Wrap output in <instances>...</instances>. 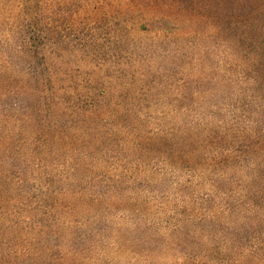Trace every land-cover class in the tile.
Wrapping results in <instances>:
<instances>
[{
  "label": "rangeland",
  "instance_id": "374dc122",
  "mask_svg": "<svg viewBox=\"0 0 264 264\" xmlns=\"http://www.w3.org/2000/svg\"><path fill=\"white\" fill-rule=\"evenodd\" d=\"M209 2L0 0L16 83L0 91V235L41 221L55 264H264V178L246 168L264 155L233 134L264 128V26L226 29ZM26 91L49 101L22 110Z\"/></svg>",
  "mask_w": 264,
  "mask_h": 264
},
{
  "label": "trees",
  "instance_id": "16d2710c",
  "mask_svg": "<svg viewBox=\"0 0 264 264\" xmlns=\"http://www.w3.org/2000/svg\"><path fill=\"white\" fill-rule=\"evenodd\" d=\"M210 12L212 11L213 17L216 18L217 21H220L225 26L226 29L227 25L230 27V18L232 19V23L237 20L238 23L247 22L249 20H254V23H251V25H248L249 29L251 30H258L259 23L264 26V21H259V16H264V0H210L208 6ZM245 25V24H243ZM43 35V34H42ZM44 36L47 37V34L44 33ZM42 36V38H44ZM21 50L26 51L27 54L33 59H39L40 51L37 48L29 47V48H21ZM47 67V66H45ZM49 68H47L48 70ZM30 76L33 84L39 85L40 75L41 72L37 67L31 66L30 67ZM8 79V78H7ZM46 82H52V78H45ZM10 80V79H9ZM8 80L4 78L3 76H0V91L3 89ZM10 85H15L13 80L9 81ZM33 86L34 91H38L39 88L37 86ZM32 88V86H31ZM45 88V87H44ZM20 94V93H19ZM21 95L25 96V99L22 103H24V106L21 107L22 110L30 109L32 112L34 111L35 103L39 102V104H45L49 99L46 96H39L38 100L36 98H28V96H31V94H28L26 92H22ZM58 98L62 100L64 103H67V95L62 94L60 97H54V100L58 102ZM57 99V100H56ZM21 103V102H20ZM18 102H13L12 106L8 103L6 105L7 108L16 107L18 108V105L20 104ZM59 103V102H58ZM91 114H94L96 116L97 114L95 112H91ZM119 113L115 114V116L119 117ZM43 128L42 125L38 126V129L41 130ZM57 127H54L52 129H56ZM247 129V128H246ZM231 131H235L234 129H230ZM37 129L35 128L33 135L37 136ZM250 132V133H248ZM40 131H38L39 135ZM238 135V139H244L245 137H248L244 139V143L241 144V147L237 150L239 153H244V151L247 149L249 151H252V155L260 154L261 156L264 155V128L258 129L253 128L249 131L242 132L238 129L237 132L233 133ZM67 137V136H66ZM165 139H161L163 142ZM28 149L32 150L33 152L35 150H39L37 148V145H40L41 140L39 138H34L32 140H28ZM7 150L10 147V144H7ZM11 168H9L8 175L13 178L11 180H8V186L10 187V182L12 183L13 180H17L18 183H14L15 185L21 184L23 182V172L16 171L18 168L17 163L15 160H13V163L10 165ZM247 169H250L251 171H258V175L262 178H264V165L261 169L257 168V165L255 163L249 164ZM23 171V170H22ZM12 200L8 201V204L11 206H14L17 202L16 198H11ZM262 209L264 210V196L262 197ZM13 213H18L16 211V208H13ZM43 226V223L39 220H32V219H25V220H7V228L4 230V232L0 235V264H46L47 259H50V263L47 264H55L52 262L54 260V257L51 255L52 248H48L47 250L38 249L36 247V234L37 230ZM46 227V226H45ZM58 248V247H57ZM80 258V257H79ZM70 264V262L77 261V256L74 254H69L67 257H65L63 254H61L60 260L58 264ZM191 264H207L206 262H196L194 261Z\"/></svg>",
  "mask_w": 264,
  "mask_h": 264
}]
</instances>
